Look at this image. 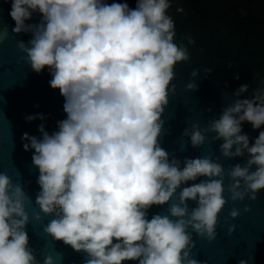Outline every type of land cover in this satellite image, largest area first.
Returning <instances> with one entry per match:
<instances>
[{
	"label": "clouds",
	"instance_id": "obj_1",
	"mask_svg": "<svg viewBox=\"0 0 264 264\" xmlns=\"http://www.w3.org/2000/svg\"><path fill=\"white\" fill-rule=\"evenodd\" d=\"M172 3L136 0L131 8L127 0H11L12 32L32 34L27 44L18 42L22 59L37 74L47 68L50 87L65 101L66 118L57 122L58 130L49 134L41 123V138L27 132L21 137L23 150H34L32 164L39 170L35 203L44 215H54L43 232L86 253L84 264H200L191 255L192 233L216 239L218 216L227 203L224 167L205 156L185 158L181 168L159 142L169 94L176 92L174 69L190 60L188 48L175 43V21L167 14ZM37 12L40 22L26 24ZM187 41L195 44L191 36ZM203 71L206 78L212 69ZM199 73L194 69L191 77ZM186 90H198L194 79ZM248 90L249 85H240L233 103L207 127L194 123L183 132L194 148L215 133L213 141L223 140V157L248 155L244 165L227 170L233 202L255 201L264 190V131L251 146L242 134L244 122L254 130L264 125V87L241 99ZM198 177L207 179L177 193ZM173 197L177 202L169 204ZM189 200L198 206L190 210ZM30 202L21 186L0 172V264H39L25 230ZM165 204L168 214L147 218L152 206ZM239 215L236 208L229 213L233 220ZM31 219L42 216L35 213ZM234 231L230 225L228 234ZM43 264L55 261L46 255Z\"/></svg>",
	"mask_w": 264,
	"mask_h": 264
},
{
	"label": "water",
	"instance_id": "obj_2",
	"mask_svg": "<svg viewBox=\"0 0 264 264\" xmlns=\"http://www.w3.org/2000/svg\"><path fill=\"white\" fill-rule=\"evenodd\" d=\"M127 3L131 8L136 6V0H127ZM177 7H183L185 13H177ZM10 9L11 0H0V172L7 174L13 184H19L31 200L26 204L30 222L25 230L29 236V247L39 264H43L46 255L52 256L55 264H84L86 253L76 252L43 232L54 215H44L35 203L40 191L37 183L39 170L32 164L34 150L24 151L21 137L27 132L41 138L38 130L41 123L49 134L58 130L57 122L66 118L63 111L65 101L58 89L50 87L52 77L47 68L37 74L22 59L25 53L18 48V42L27 44L32 34L12 32L15 22L9 16ZM167 14L175 21V43H183L188 48L190 60L178 63L174 69L176 76L172 84L176 92L169 94V104L162 115L165 123L159 142L170 158L175 157L182 162L181 168L185 158L208 156L225 169L223 195L227 203L218 216L216 239L209 242L193 232L195 248L191 255L200 264H239L240 260H246L247 264H264V190L257 194L255 201L246 197L235 202L228 191L231 183L227 176L228 168L244 165L248 155L231 159L223 157L220 152L223 140L213 141L215 133H207L205 143L198 148L192 147L190 138L183 135L185 128L190 129L194 123L203 129L211 120L218 119L222 109L236 99L233 94L240 85H249L241 99L251 98L257 88L264 87V0H173ZM41 19L37 12L26 24H38ZM189 36L195 39L194 45L188 44ZM229 61L231 68L228 67ZM205 68L212 69L206 78ZM194 69L200 72L196 78L191 77ZM237 74L239 80L234 79ZM193 79L198 90H186V85ZM36 114H43L45 119L26 121V116ZM260 131H264V125L254 130L250 123L242 124V134L249 136L250 146ZM251 171H255V166ZM205 179L207 177L188 181L177 189V193L183 187ZM176 202L177 198L173 197L169 204ZM169 204L152 206L147 218L150 220L155 214H168ZM187 204L190 210L198 206L192 200ZM245 206H249L251 211L245 212ZM233 208L240 211L234 220L229 216ZM35 213L41 214L40 221L31 219ZM230 225H235L231 235L228 234ZM124 264H138V261H126Z\"/></svg>",
	"mask_w": 264,
	"mask_h": 264
}]
</instances>
